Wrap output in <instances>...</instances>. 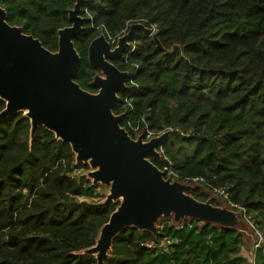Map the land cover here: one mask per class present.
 Wrapping results in <instances>:
<instances>
[{
  "label": "trees",
  "instance_id": "1",
  "mask_svg": "<svg viewBox=\"0 0 264 264\" xmlns=\"http://www.w3.org/2000/svg\"><path fill=\"white\" fill-rule=\"evenodd\" d=\"M76 2L0 0V6L8 23L56 52ZM82 16L75 80L93 92L100 70L89 62V46L97 27L117 36L128 21L156 26L158 41L139 32L113 60L122 70L137 65L113 112L124 115L122 126H144V118L150 129L171 128L163 148L181 180L199 177L207 189H225L227 201L264 228V0H88ZM6 104L0 97V112ZM89 167L54 131L41 125L32 134L24 111L0 120V264H98L87 250L120 202L91 200L100 184L80 173ZM192 195L209 198L199 187ZM164 232L175 240L170 252L142 244L156 237L151 231L125 227L104 264H248L235 228L191 218ZM255 264H264L261 252Z\"/></svg>",
  "mask_w": 264,
  "mask_h": 264
},
{
  "label": "water",
  "instance_id": "2",
  "mask_svg": "<svg viewBox=\"0 0 264 264\" xmlns=\"http://www.w3.org/2000/svg\"><path fill=\"white\" fill-rule=\"evenodd\" d=\"M87 1L77 0L70 10L72 25L59 30L56 52L25 33L23 27L8 23L7 12L0 6V97L7 102L0 120L24 111L31 119L32 134L43 125L72 145L77 162L90 161L94 168L93 183L110 184L111 193L106 200L123 197L102 227L96 245L88 249L97 253L98 264H104L114 238L125 227L155 233L158 218L171 213L176 219L195 215L201 220L208 219L206 222L226 220L224 210L198 200L182 183L165 179L152 161L159 157L156 150L167 134L147 142L143 136L134 139L122 126L124 115L113 112L118 94L127 88L128 77L113 60L124 52L137 30L149 28L132 24L115 48L104 35L96 37L89 46V62L106 77L97 75L91 82L99 90L97 93L76 82L81 57L74 37L83 29L82 10Z\"/></svg>",
  "mask_w": 264,
  "mask_h": 264
},
{
  "label": "rangeland",
  "instance_id": "3",
  "mask_svg": "<svg viewBox=\"0 0 264 264\" xmlns=\"http://www.w3.org/2000/svg\"><path fill=\"white\" fill-rule=\"evenodd\" d=\"M134 23H139V24H142V25L146 26L144 24V22H132V21H128L126 23V27L117 36L110 35L107 30L103 29V26H99V27H97L98 28V33H99L98 36L104 35L106 37V39L108 40V42L112 45V47L115 48L116 46H118L119 39L122 36L126 35L129 32V30L131 28V25L134 24ZM146 27L149 28L150 30H148V31H145V30H137L136 33H135L134 38L136 37L137 33L142 32V33H147V34L151 35L156 41H158L157 36H156V29L150 28L148 26H146ZM131 43H132V40L127 44L126 49L129 46H132ZM132 44H134V43H132ZM126 49L124 51H126ZM128 65H129V67L127 68V70H122L118 66L117 67L120 70H122V71H126L128 73V75L135 74L136 69H137L136 63L128 62ZM97 75H100L102 77H106V75L101 70L98 71L95 76H97ZM87 91H89V90H87ZM98 91H96V92L90 91V92L97 93ZM150 130H152L154 132V136L157 137V136H160V135H162L164 133L167 134V136H168L170 134V131L172 129L171 128H168L167 130H162V131L153 130V129H150ZM88 163H89L90 167L88 169H86V168L81 169L80 170V173L85 174L92 181H94V178L91 176L92 172L94 171V168L91 166L90 161ZM175 181L180 182L183 185H185L186 188H187L186 189L187 192L189 194H191V195H192V192H193L194 188L199 187L200 189H202V191H205L206 193H208L209 198L206 201L211 202L212 205H214V206H216V207L224 210L225 217L223 219L226 220L224 222H227V221L231 222V221H233L232 224H228V223H224V222H219L220 220L219 221L212 220V221H210V223H213V224H216V225H219V226H229V227L235 226L236 227V230L243 237V243H242V246H241L242 252L244 253V255H247V258H252L251 261L248 260V264H253V261L256 258L255 257V251H254V245H253L254 244V239H255L254 238V233H253V230L250 228V226L245 221V219L242 217V214L239 213V212H237V210L231 206L230 202L227 201V199L225 198L224 195L219 194L215 190L207 189L206 187H204V185L202 184V182L200 180H197L196 178H190V179H186V180H183V181L182 180H180V181L179 180H175ZM98 184H100V187H99V190H98L99 197H96V198H93V199L89 198V200L91 199L92 201H100V200H103L104 201V200L107 199V197L111 193L110 192L111 191L110 184L103 183V182H100ZM122 198L123 197L121 196V197L114 198L112 200L113 201H119L121 203ZM212 200H214L215 204L212 203ZM200 201H202V200H200ZM249 215H251L253 217L252 214H249ZM211 217L214 218L213 216H211ZM191 218L192 219H195V220H198V221H202V222H206L208 220V219H205V220L202 219L201 220V219H199V217H197L195 215H187V216L181 217L179 219H176L175 214L174 213H171V214H163V215H161L158 218V220L156 221V223H159L161 221L162 222L167 221L169 225L170 224H177L178 225L180 222L187 221V220H189ZM101 234H102V231H101ZM101 234L99 235V237L101 236ZM110 250L108 251V255L110 253ZM92 251H93V249L92 250H87V252L90 253V254H92ZM94 254L97 256V253H94Z\"/></svg>",
  "mask_w": 264,
  "mask_h": 264
},
{
  "label": "built area",
  "instance_id": "4",
  "mask_svg": "<svg viewBox=\"0 0 264 264\" xmlns=\"http://www.w3.org/2000/svg\"><path fill=\"white\" fill-rule=\"evenodd\" d=\"M154 29H156V26H153ZM127 101V100H126ZM129 103V102H128ZM142 121L145 122L144 126L141 124L140 121L137 123H133L129 121L127 123V127L123 126L128 133L130 134L129 130L132 131L135 134L134 139H138L140 136H143V141H149L152 138L156 137L154 136V132L149 129L148 124L146 123L145 119L142 118ZM159 153L158 158H164L166 160V163L158 168L161 170V172L164 175L165 179H169L171 182H174L175 180H181V176L173 168V162L171 159L165 154V150L163 148V145L158 147L156 150ZM197 180H204L203 178L196 177ZM216 192L219 194H222L225 196V198H228V193L225 189H215ZM231 206L237 210V212L241 213L247 224L250 226V228L253 230L254 233V251H255V257L257 253L261 252L264 255V228L261 227L255 218H253L251 215H249L246 211V208L243 206L236 204L234 202H230ZM183 222H180L178 224L181 225ZM168 225L167 221L156 223V232H152L156 235V237L153 240H146L142 244L149 247V248H158L165 252H170L172 250V245L174 244L175 240L170 238L169 236L165 235V227ZM256 258L253 261V264H255Z\"/></svg>",
  "mask_w": 264,
  "mask_h": 264
},
{
  "label": "crops",
  "instance_id": "5",
  "mask_svg": "<svg viewBox=\"0 0 264 264\" xmlns=\"http://www.w3.org/2000/svg\"><path fill=\"white\" fill-rule=\"evenodd\" d=\"M242 217H243V216H242ZM226 227H228V226H226ZM229 228H235V229H236L235 226H231V227H229ZM253 245H254V244H253ZM247 259L251 261L252 258H247Z\"/></svg>",
  "mask_w": 264,
  "mask_h": 264
}]
</instances>
